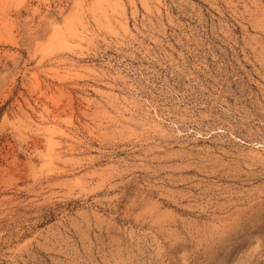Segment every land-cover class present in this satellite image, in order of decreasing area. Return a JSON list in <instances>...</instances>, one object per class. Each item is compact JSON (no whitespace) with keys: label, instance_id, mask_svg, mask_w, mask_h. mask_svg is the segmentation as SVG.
I'll use <instances>...</instances> for the list:
<instances>
[{"label":"rangeland","instance_id":"obj_1","mask_svg":"<svg viewBox=\"0 0 264 264\" xmlns=\"http://www.w3.org/2000/svg\"><path fill=\"white\" fill-rule=\"evenodd\" d=\"M0 264H264V0H0Z\"/></svg>","mask_w":264,"mask_h":264}]
</instances>
